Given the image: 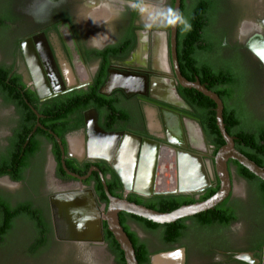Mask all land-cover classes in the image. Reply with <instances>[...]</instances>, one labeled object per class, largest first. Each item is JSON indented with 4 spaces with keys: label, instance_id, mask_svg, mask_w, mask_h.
<instances>
[{
    "label": "flooded vegetation",
    "instance_id": "1",
    "mask_svg": "<svg viewBox=\"0 0 264 264\" xmlns=\"http://www.w3.org/2000/svg\"><path fill=\"white\" fill-rule=\"evenodd\" d=\"M205 2L209 5L213 3L216 8L221 3L220 0H205ZM23 3L24 0H22ZM47 3L48 6L41 21L24 18L15 23V27H27L30 30L25 33L27 29H24L16 35L19 37L18 46L22 56L16 60L14 71L22 75L26 87L36 92L41 105L53 107L60 102V108L65 109L63 121L59 124L64 134L61 140L65 148V162L66 160L70 163L74 162V168L78 172L85 170L83 174L71 171L80 176H87L93 168H97L81 183L82 188L93 190V185L101 181L100 172L104 175L106 182L120 181L122 183V194L126 199L130 194H137L146 199H154L157 196L191 195L199 200L206 190L217 186L219 179L214 156L218 139L213 136L214 128L211 121L206 118V114L202 115L199 112L200 108L193 105L195 98L188 95L186 91H182L183 87L176 82L170 55V23L175 0H47ZM201 3L203 0H182L181 11H185L188 21L194 8ZM208 4L204 5V8ZM164 12L165 16L162 15ZM216 13L212 17L210 12H207L206 39L199 43L194 56L200 66L212 65L218 72H231L233 80L231 84L226 85L225 81L215 82V79H210L203 85L207 88L217 85L223 95L227 90L232 91L233 95L231 94L232 97L227 104L218 94L225 110L227 107L239 109L238 97L247 99L245 92L249 87L250 92L258 96V107L263 110L264 116V50L259 48L260 43H257V41H264V15L258 16L252 23H243L242 26H249L250 31L243 32L242 37L239 36L235 42L229 44L228 36L224 34L220 43L221 50L224 49L232 59L237 62H239L238 59H243L253 65L254 69L250 73L246 72L248 81L243 83L242 76L239 74L241 72L239 64L233 66L227 63V58H221V60L213 58L215 47L212 45L209 34L212 29L211 19L215 20ZM186 29L187 26L184 30ZM187 35V31L179 34L178 26V61L179 40ZM164 39H166L168 59L163 55ZM25 42H30L49 90L43 97L35 84L27 56L25 57L23 49ZM26 68L29 76L22 73ZM191 72L192 77L201 82L198 71L192 69ZM113 73L116 74L119 85L109 87ZM161 80L172 83V91L179 103L168 101L154 93V89H157L156 86ZM214 110L216 113V107ZM259 120H255V123H259L255 131L264 135V117L263 120ZM225 126L227 129L226 124ZM45 130L54 137L51 134L53 131ZM93 134L102 140L105 150L99 148L94 152L91 151ZM128 138L136 141L132 176L135 182H138L140 165L145 156L150 158L148 161L150 173L147 179L150 191L145 194L134 191L127 193L123 178L114 165L117 154ZM48 150L55 164L56 179L61 182H77L70 176L69 180L58 176V160L55 157L54 146L49 145ZM58 150L62 163L59 145ZM166 154L172 157L173 162L167 169H161L163 156ZM44 156V152H41L39 158L34 156L30 160L29 167L25 171L26 179L31 174L33 165L39 163V178L42 183L46 164ZM182 157L200 158L201 174L205 183L202 185L204 188L198 192H180ZM231 161L234 160L229 161L228 167L234 184L235 177L239 176ZM168 170H171L174 188L171 191L158 190L159 177L162 173L168 174L166 173ZM9 180L15 184H26V180L25 182L14 181L11 178ZM84 182L89 184L84 185ZM263 189L264 186L258 183L255 185V194H247L242 198H235L233 190L231 196L223 202L236 211L238 220L227 229L221 228L218 231L216 229L214 234H220L223 239L230 240L234 245L222 252L215 251L211 255L197 256L190 255L183 239L176 245L175 250L184 249L185 256L180 261L176 258L173 263L262 264ZM28 200L32 199L28 198L24 201L12 199L14 206ZM32 201L37 206L36 202ZM49 201L52 207L51 200ZM100 206H106V204L103 203ZM193 218H189L186 224L188 225L190 221L199 223V219L193 220ZM131 222L132 220L129 221L130 225ZM52 225L54 229L53 222ZM235 225L243 226L244 231L234 234L232 228ZM15 226L4 239H0V256ZM31 227L33 228L32 225ZM248 227L252 230L249 231ZM34 243L33 240L29 245L28 257L34 256L31 252ZM75 243L72 242V244ZM151 252L150 264H155L154 256L157 254H153L152 248ZM161 259L163 264L172 263L169 259Z\"/></svg>",
    "mask_w": 264,
    "mask_h": 264
},
{
    "label": "trees",
    "instance_id": "2",
    "mask_svg": "<svg viewBox=\"0 0 264 264\" xmlns=\"http://www.w3.org/2000/svg\"><path fill=\"white\" fill-rule=\"evenodd\" d=\"M207 4L205 0H203V3L198 4L189 18L190 21H188L185 11H181L179 34H181L182 31H187L188 35L179 40L180 44L178 51L180 68L183 76L190 81H195V78L191 75V70L195 69L198 71L202 84L210 79H215V82H217V80H222V82L225 81L224 84L226 85L231 84L233 80L231 72H218L212 65L200 66L194 56L199 43L204 42L206 39L208 24L207 12H210L212 17L216 13L215 5L211 3L204 8V5ZM1 11L2 8L0 7V33L6 30L9 22L15 21L13 17L1 16ZM211 22L213 25L214 18L211 19ZM185 26H187L186 30H184ZM18 39L19 37L16 36L13 38L9 50L14 63H12V65L0 64V97L4 105L12 106L15 110V117L12 120L13 124L10 127L11 135L7 138L5 146L0 148V177H9L14 181H27L25 171L29 167L30 160L34 156L39 158L41 152L45 151L46 146L53 145L55 157L58 160L57 174L60 178L69 180L71 178L62 168L58 143L56 139L45 130L48 129V131H53L63 140L64 134L60 130L59 124L63 121L65 109L60 108V102L56 103L53 107L44 104L41 105L36 92L26 87L22 75L14 71L16 60L22 56L20 55ZM217 87L216 85L208 88L219 94L227 104L233 95L232 91L227 90L225 91V95H223V92ZM181 90L186 91L188 95L195 98V103L192 104L196 107L198 106L200 108L199 112L202 113V115L205 113L206 118L211 121L212 128H214L213 136L218 139V143L216 141V154L225 144L216 124V113L214 110L216 104L210 98L195 89L181 88ZM33 109L38 112L40 118H38ZM224 121L227 125L228 133L236 137V148L264 168V135H260L255 131V127L246 123V119L239 109L227 107L224 112ZM38 123L41 127H38L31 135ZM231 163L236 169L237 176L245 179L252 186L258 183L264 186V181L262 179L258 178L237 161H231ZM66 165L70 171H76V173L79 174H83L85 171L78 172V170L74 168V162L70 163L68 160H66ZM88 184V182H84V185ZM107 186L113 196L123 198V185L120 181L113 183L107 181ZM93 190L99 205L104 203L107 206L108 198L106 197L101 181H97L95 185H93ZM218 190L219 183L217 186L210 187L206 190L199 200H196L195 196L191 195L157 196L154 199H146L137 194H130L127 199L159 212H171L183 205L204 201L213 196ZM197 219L200 220L199 223L196 224L197 228L208 232L215 228L217 231L221 228L227 229L233 222L238 220V215L234 209L226 205V203H223L214 210L194 216L193 220ZM131 220L143 226L149 232L155 233L162 231L160 232V240L164 247L153 251V254H160L175 250L176 245L181 243L185 238L187 230L186 222L189 218L171 224H157L126 212L120 213L121 224L134 244L139 264H150L152 256L151 247L132 229L129 224ZM18 221L27 222L33 226L31 234L35 243L31 252L34 256L38 255L39 251L48 248L52 241H54L52 221L46 216L41 207L36 206L32 200L20 202L18 205L14 206L12 197L0 191V239H4L13 230ZM104 238L108 251L114 257L115 264H127L124 253L113 234L109 231L106 221H104Z\"/></svg>",
    "mask_w": 264,
    "mask_h": 264
},
{
    "label": "rangeland",
    "instance_id": "3",
    "mask_svg": "<svg viewBox=\"0 0 264 264\" xmlns=\"http://www.w3.org/2000/svg\"><path fill=\"white\" fill-rule=\"evenodd\" d=\"M220 5L217 6V13L212 25L209 37L212 45L215 47L214 59L227 58L229 65H240V75L243 83L248 81L246 72L253 70L254 67L248 61L238 59L239 62L232 59L230 55L221 50L220 39L223 35L228 36V43L235 42L242 33L249 30V26L243 27L242 24L252 23L258 16L264 15V0H220ZM48 6L47 0H0L2 8L1 16L15 18L14 22H9L5 31L0 33V64L12 65L13 59L9 52L13 38L24 31L27 27H15V23L20 20L41 21L44 11ZM162 15H166L165 12ZM30 23V21H29ZM248 27V28H247ZM30 29L25 30L27 33ZM163 50L165 57L167 55V44L164 39ZM225 55V57H224ZM229 57V58H228ZM235 58V57H234ZM224 61V60H223ZM22 73L29 76V71L26 68ZM246 87V86H245ZM256 93L250 92V88L245 92V98L238 97L237 106L246 119V123L253 127L259 125L256 121L263 120V110L258 107ZM15 117V110L12 106L4 105L0 97V148L6 144L7 138L11 135L10 127L13 124L12 120ZM256 120V121H255ZM45 167L43 171V180L39 178L40 168L39 163L33 165L31 174L27 178L26 184H15L8 177L0 178V191L12 197L14 201H24L28 198L34 200L37 206L44 209L47 216L53 224L58 223V229L54 227V241L45 250L39 251L38 255L28 257L29 245L33 238L31 231L33 228L30 223L18 221L13 233L8 237L6 246L0 256V264H115L114 257L108 251L106 244L100 240V213L103 206L96 207L93 203L91 195L87 194V201L82 198L79 193L82 186L78 182L68 181L61 182L54 175L55 164L49 153L48 146L44 151ZM71 192H75L70 195ZM78 192V193H77ZM77 193V194H76ZM247 194H255V186H252L248 181L235 177L234 195L235 198H242ZM59 196H69L72 198L71 203L75 204L83 213L78 214V218L82 219L85 233L80 236V230L74 226V222L65 208L59 202ZM81 196V197H80ZM51 197V199H50ZM66 198L67 200H70ZM52 200L55 205V216L52 207L49 204ZM69 204V202H67ZM197 223L194 221L188 222L185 233L184 244L190 255H211L215 251L231 247L234 243L228 239H223L220 234H214L215 229L205 232L197 228ZM131 227L135 230L140 238L147 242L153 251L164 247L160 240L162 231L149 232L143 226L132 221ZM249 231L250 228L248 227ZM244 231L243 226H233L232 232L239 234ZM86 238V241H76L77 238ZM66 239V240H63ZM76 242L72 244V242ZM70 242V243H69Z\"/></svg>",
    "mask_w": 264,
    "mask_h": 264
},
{
    "label": "water",
    "instance_id": "4",
    "mask_svg": "<svg viewBox=\"0 0 264 264\" xmlns=\"http://www.w3.org/2000/svg\"><path fill=\"white\" fill-rule=\"evenodd\" d=\"M181 2L182 0H175L173 11H172V18H171V23H170V55H171L172 63L174 65V72H175V76L177 80L176 82H178L179 85L185 89L197 90L198 92L210 98L216 104V121H217L219 131L225 141L224 146H222L214 156L216 173L219 179V190L213 196H211L210 198L204 201H198L192 204H186L171 212H159L157 210L148 208L145 205L131 202L126 198H119V197L113 196L107 186V182H106L104 175L100 172L104 192L106 194V197L108 198V205L103 206V209L101 210V213H100V222H99L100 240L103 243H105L104 221H106L109 231L113 234L115 240L118 242L121 250L124 253V257H125L127 264H139V261L136 256L134 244L131 241L130 237L128 236V233L125 231L124 227L121 224L120 213L126 212L128 214H132V215L147 219L157 224H171V223H176L177 221L182 220V219H188L198 214L208 212L210 210H214L217 206L225 202L231 196L234 190L233 179H232L229 167H228V163L230 160L237 161L240 165L244 166L250 172H252L254 175H256L257 177H259L260 179L264 181V168L259 166L256 162H254L253 160L248 158L246 155H244L242 152H240L236 148V145H235L236 137H233L228 133L225 123H224L225 107H224L223 101L221 100L220 96L216 94L215 92L209 90L198 79L195 81L188 80L187 78L183 76L180 70V65L178 61V53H177V38H178L179 20H180V15H181ZM257 43H260L259 48L264 50L263 49L264 41H257ZM256 51L259 54V51L258 50ZM41 97H43V95H41ZM33 110L37 114L38 118H40V115L38 114V112L35 109ZM38 127H41L39 123L35 126L31 135L37 130ZM51 134L54 136V138L56 139L60 147V150L62 153V168L68 176L75 179L77 182L81 184L84 180L87 179V177L91 174L93 170H97V168H93L87 176H80L76 173L71 172L68 169L66 162L64 160L65 159V148L62 143V140L54 132H51ZM197 159L198 161H200L199 157H197ZM123 184L125 186L127 193L134 191V190L128 189L125 183ZM202 188L204 187L199 186L191 190H185L181 187L180 192L181 193H195V192L200 191ZM134 192H137V191H134ZM74 193L71 192L69 196ZM79 193H89L91 195L94 205L96 207L100 206L96 198L95 192L93 190L82 188L81 191H79ZM137 193L145 194L141 192H137ZM69 196H59L58 200L61 203V205L65 208V210L67 211L70 217V220L74 222V226L76 227V229L80 230V236H83L82 233H85V227L83 226V223H82L83 218L82 219L78 218V214H80L79 212L80 210L76 208L73 202L71 203L70 201L71 204L67 203L69 201L66 198H68ZM51 204H52V210L55 216V205L52 200H51ZM58 226H59L58 223L55 222L54 224L55 230L58 229ZM63 240H66V239H63ZM86 240L88 239L82 238V237L76 239L77 242L86 241ZM159 256H163V257L176 256L178 260L180 261L185 256V250L177 249V250H173L169 252L160 253V254L155 255L154 258L159 257ZM262 264H264V254H263Z\"/></svg>",
    "mask_w": 264,
    "mask_h": 264
},
{
    "label": "bare ground",
    "instance_id": "5",
    "mask_svg": "<svg viewBox=\"0 0 264 264\" xmlns=\"http://www.w3.org/2000/svg\"><path fill=\"white\" fill-rule=\"evenodd\" d=\"M23 49L25 51V54L27 56L28 63L30 65L31 72L33 74L35 84L39 90V92L42 95H45L48 93V88L46 86L43 73L40 69V66L38 67L37 61L35 59L32 46L30 42H25L23 45ZM134 81V80H133ZM118 78L116 74H112L109 82V87L119 85L118 83ZM155 84V83H154ZM172 83L166 80H161L157 84V89H154V93H157V95L162 96L163 98L167 99L168 101L174 102V103H179L178 100L176 99L173 91H172ZM175 133V132H174ZM93 141H92V148L91 151H96L99 150V148L104 149L105 147L102 144V140L96 137L93 134ZM147 145V144H146ZM135 148H136V141L135 139H126L124 142L121 151L117 154L115 160H114V165L116 166L117 170L119 171L120 175L123 178L124 183L126 184L128 189L141 192V193H147L150 190V184L148 179V175L150 173V164H149V157L146 155L145 159L142 161L140 165V171H139V178L138 182H135V180L132 178L133 176V167L135 165ZM105 150V149H104ZM109 150V149H108ZM107 151V150H106ZM134 151V152H133ZM108 153V152H107ZM163 163H162V168L164 169L167 167H170L172 164L173 160L170 155H164L163 156ZM154 159V158H153ZM180 165H181V171H182V183L181 187L185 190H191L194 188H197L199 186H202L205 183V179L203 178V175L201 174V168H200V162L196 158H187V157H182L180 160ZM165 169V170H166ZM169 169V168H168ZM165 173H162L159 177L158 181V190H166V191H171L174 188L173 184V179L171 176V170L166 171ZM147 177V178H146ZM83 199L87 201V194H80ZM80 196V197H81ZM70 201L72 200L71 197H69ZM73 201V200H72ZM78 208V207H76ZM83 209V208H82ZM80 208L81 214L83 213V210ZM169 259V262L173 263V260H176V256L174 257H163L159 256L154 258V263L155 264H163L162 259Z\"/></svg>",
    "mask_w": 264,
    "mask_h": 264
}]
</instances>
